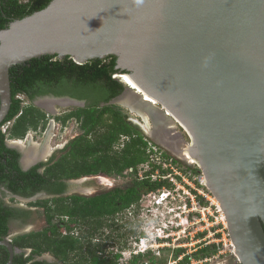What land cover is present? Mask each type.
<instances>
[{
  "label": "water",
  "instance_id": "obj_1",
  "mask_svg": "<svg viewBox=\"0 0 264 264\" xmlns=\"http://www.w3.org/2000/svg\"><path fill=\"white\" fill-rule=\"evenodd\" d=\"M112 55L131 71L119 76L136 89L126 86L125 96L147 94L186 130L189 141L178 137L225 214L239 264H264V0H53L0 31V125L12 106L13 66ZM52 100L60 99L36 106ZM1 245L12 261L11 242Z\"/></svg>",
  "mask_w": 264,
  "mask_h": 264
},
{
  "label": "trees",
  "instance_id": "obj_2",
  "mask_svg": "<svg viewBox=\"0 0 264 264\" xmlns=\"http://www.w3.org/2000/svg\"><path fill=\"white\" fill-rule=\"evenodd\" d=\"M52 1L0 0V31L8 29L13 21L45 9ZM116 66L115 55L86 64H77L69 57L43 56L10 69L12 106L0 125V187L4 186L12 194L24 198H32L42 190L54 195L51 199L29 203L32 207L46 209L48 226L43 231L14 239L18 247L31 249L34 255L51 252L65 264H118L120 255L113 252L101 255V252L106 253L108 241L92 245L91 238L97 239L108 227L120 229L123 221L117 220L118 215L138 204L144 194L165 185L151 180L150 176L156 169L153 166L144 179L138 178L133 187H117L91 197L61 196L68 180L94 175L126 177L130 169L137 175L138 167L150 159L148 141L143 132L127 120L117 105L107 104L124 91V86L114 78L118 71ZM21 95L30 104L24 105ZM46 95L69 96L78 100L92 98L94 101L85 108L56 116L63 124L75 118L83 133L71 140L64 153L44 172L39 171L41 165L24 171L19 164L21 154L9 148L7 140L23 139L30 130L37 131L47 126L49 115L34 104L37 97ZM104 120L109 124L103 125ZM12 121V127L4 132V124ZM123 137L126 138L123 148L116 150ZM175 162L182 164L176 159ZM12 200L15 201L14 198ZM14 211L0 196V240L9 236ZM57 219L59 222L54 223ZM83 226L87 232L83 230L77 234ZM83 234L87 235L82 240ZM121 238L123 241L124 237ZM219 247L216 244L202 248L196 257L214 255ZM138 260L136 258L135 263L146 264ZM1 263L3 261L0 260ZM186 263L187 259L180 262Z\"/></svg>",
  "mask_w": 264,
  "mask_h": 264
},
{
  "label": "rangeland",
  "instance_id": "obj_3",
  "mask_svg": "<svg viewBox=\"0 0 264 264\" xmlns=\"http://www.w3.org/2000/svg\"><path fill=\"white\" fill-rule=\"evenodd\" d=\"M20 98L23 100L24 105L30 104V101L25 96L21 95ZM139 100H141V98ZM122 104H123V100L120 101L119 103L120 106L118 107L122 110L123 114H125V116L129 118V120L136 122V123L141 122V124L144 122L143 124H145V120L143 121V119L140 118L138 113L133 112L131 110L132 108L131 109L127 108L126 106H124V104L123 105ZM155 107L158 108L157 104ZM76 108L77 107L74 105L72 106L68 105V106H62V107L56 106V114L57 116H60ZM42 111L51 116L50 113H47L44 110ZM134 111H137V109ZM138 112L140 113L142 111L139 109ZM150 119H151V114L149 113L147 114L146 121L149 120V123L151 125ZM171 121L172 122H167L169 123L168 127L169 128L172 127V129H168V132L170 130V133H171V134L169 133L168 135L170 137L172 136V138H174L175 136L182 135L184 138L187 139V134L183 133L185 131L181 129L180 125L178 123L176 124V122L173 120ZM157 122H159V119H156V124ZM104 124H109V121L104 120L103 125ZM161 131L163 132L162 134H164L166 130L160 129V132ZM174 131L178 132L179 134L176 135ZM82 133L83 131L80 128V124L75 119L71 118L65 124L62 125L59 121L55 120L54 116H51L47 123V126L44 129L40 127L37 131H33V130L29 131L28 133L29 137H27L29 140V145L26 143V141L20 142V144L24 147L23 149L27 153L30 152L35 147L38 148L37 151L41 152L47 146V148L50 149L51 152H47L46 154H44V157L46 158L45 160H48L50 155H54L55 157L61 156L63 154L61 152V149H63L72 139L81 135ZM143 134L146 140H148L155 148L157 147V153L155 151L156 149H151V151L153 152V154L151 155V159H149V161L146 164H142L138 167V170H137L138 174L137 175L135 173L133 174L130 171L131 174L128 173L126 177L118 176L114 178V177H108L105 175H98V176L91 177V178L89 177V179L85 180L84 183L82 182L80 183L81 184L80 187H87L89 189L88 191L84 192L85 194H87L88 196H95L103 192H108L111 189H114L117 187L118 188L119 187L126 188L128 186L133 187L135 182L138 180V178H140V176H144L146 171H150L151 169H153V166L156 167L157 157L161 158L162 161H165L163 159L164 157L165 159L167 158L170 159V157L177 158L175 157V155H173L171 152H168L162 146L154 143L146 135V133L143 132ZM125 141H126L125 137L121 138V140L117 144L116 150H121L123 148V144ZM176 142L177 140H175V143ZM181 142L182 141L178 142L180 143L179 148L184 147V144H182ZM9 143H12V141H10ZM185 148H189V146L185 145ZM178 160L184 165H186L184 166V170H185L184 173H188L192 177V179H190V182L193 186L192 188H194L192 192L193 198H195L194 209L193 211L189 213V222H188L189 224H185L184 226L177 227L176 229L171 231V233L173 232L175 234V235L172 234L173 235L172 238L174 240H172L169 243V247H165L161 249L160 256L156 255V257H154L155 262L154 263L151 262V264H180V262L185 261L186 259L188 260V263L186 264H239L236 258L237 256L232 251H230L231 250L230 249L231 240H230V237L228 236L229 232L227 228V222L225 220L226 225H224L222 221L220 220V216L215 213L216 207L214 208V205L211 206L212 201L214 203H218V201L212 194H209L211 192L207 188V184H206V187H203V185H201L200 183L201 181L206 180L203 172L201 171L200 165L196 161L195 163L190 164L188 162L180 160L179 158ZM178 164H173V167L176 169ZM194 169L200 170L201 172H197V171L195 172ZM168 172L170 171L169 170L166 171L165 175L168 174ZM153 174L154 176H156V169H155V173ZM193 180H196V181L194 182ZM200 193L202 194L205 193L208 199L204 197L203 195H201ZM41 199L36 198L34 201L41 200ZM6 201L9 202L10 204H15V203L19 204V206H23L24 208H31L29 204L30 202H27V201H23V200L13 201L12 199H9L8 197ZM150 204L151 203H149L148 201L147 205L149 206L150 209L153 210L152 206L150 207ZM42 211L43 210L38 211L40 213L33 215L34 217L32 219L31 225L25 226L26 228H24V230H20L18 228L17 229L12 228L13 236L17 237L23 234H28L29 232H38V231L44 230L48 226V224L45 221V217ZM131 212L134 215L133 210H131ZM147 214L148 213L145 210L143 214L141 213L139 215V217L140 218L142 217V220L146 221L147 216H148ZM183 216H184L183 218H185L186 214H184ZM127 219H128V216L123 217L122 215H120L119 217L118 215L117 220L123 221L122 223H120V226H121L120 229L116 230L112 228H106L100 233V236L103 233L104 235L106 234L107 236V238H104L103 240L108 241L107 243V245L109 246L108 251L110 252L114 251L116 253L117 250H120L121 247H125V246L131 247V249L137 248L138 246L137 243H139V241L137 242V240H139L141 236L142 225L141 224L137 225L133 221L127 220ZM217 219H219V221ZM58 220L59 219L55 221H58ZM86 230L87 228L83 226L82 230H78V232L79 231L85 232ZM149 231L153 232V230H149ZM100 236H98L97 239H100ZM121 236L124 237L123 241H122ZM223 236L225 237L224 242L226 243V245H222L223 242L221 240L223 239ZM218 243H220L218 253L216 252L214 255L208 254L209 257H205V256L196 257V254L202 248H205L210 245H216V244L218 245ZM182 255H184L182 259H179V257ZM148 259L150 260L151 258H148ZM148 259L146 258L139 259L138 262L146 263ZM152 260L153 258L150 261Z\"/></svg>",
  "mask_w": 264,
  "mask_h": 264
},
{
  "label": "flooded vegetation",
  "instance_id": "obj_4",
  "mask_svg": "<svg viewBox=\"0 0 264 264\" xmlns=\"http://www.w3.org/2000/svg\"><path fill=\"white\" fill-rule=\"evenodd\" d=\"M111 57V56H110ZM109 58V57H108ZM116 69L118 70L117 71V73L115 74V76H114V78L116 79V80H118L123 86H124V91L119 95V96H117L116 98H114V99H112L111 101H109V103H107V104H111V105H117V106H120L119 105V103H120V101H122L123 100V104H124V106H126L127 108L128 107H130L129 105H128V101L125 99V98H128V96H126L125 97V92H126V84L124 83V82H122V80L120 79V78H118V76H120V75H123V74H125V75H130L131 74V71H128V70H122V69H118L117 68V66H116ZM46 97H54V98H59L60 100H58V101H49V103H48V105H44L46 102H44V103H42V106L45 108V109H48V110H50V111H56V106H58V107H62V106H65V105H68V104H70V101H68V99H71V100H76V101H79V102H83L84 103V105L83 106H76L77 108H85V107H87V106H89L94 100L92 99V98H88V99H84V100H78V99H75V98H72V97H69V96H64V97H56V96H50V95H46V96H43V97H37L35 100H34V104L36 105V102L38 101V100H41V99H44V98H46ZM143 97V96H142ZM142 100H145V99H143V98H141V100H138L137 102H136V106H134V107H137V111H135V112H137L138 113V115L140 116V118H142V119H144L145 120V124H141V122L140 123H136V122H133V121H131V120H129V118H127V120L128 121H130L131 123H133L134 125H136L142 132H146V133H148V131L145 129H143V127L145 126V125H149V131H151V132H149L148 134H150V135H153V131L155 130V129H158V131H159V129H164V130H166L165 131V133H164V136L165 137H170L168 134L169 133H167V127H168V124L169 123H166L165 122V118H164V116H162V115H160L156 110H155V108H153V107H155L156 106V104H157V106L158 107H162L160 104H158L157 103V101L156 100H154L153 98H151L150 97V102H149V100H145V101H148L150 104H146V102L145 101H142ZM122 104V105H123ZM155 104V105H154ZM142 105H149V106H151L152 107V109L151 108H143L142 107ZM69 106H72V105H69ZM75 106V105H74ZM101 106H104V104H101ZM38 107V106H37ZM38 108H40V107H38ZM76 108V109H77ZM131 108V107H130ZM40 109H42V110H44V111H46L45 109H43V108H40ZM76 109H74V110H76ZM139 109L142 111V112H138L139 111ZM74 110H72V111H74ZM121 110V109H120ZM143 110L145 111V112H143ZM72 111H69V112H67V113H70V112H72ZM134 111V110H133ZM47 112V111H46ZM151 112H153V113H151ZM167 112V111H166ZM48 113V112H47ZM67 113H64V114H67ZM151 114V119H150V122H151V125H150V123H149V120H147L146 121V117H147V114ZM64 114H62V115H60V116H64ZM50 116V115H49ZM51 116H54L55 117V120H57L56 119V116H57V114L56 115H52L51 114ZM50 116V117H51ZM169 117H171V115H168ZM73 119H75V118H73ZM156 119H159V122H157V124H156ZM172 119H173V117H172ZM76 120V119H75ZM143 120V121H144ZM173 120H175V119H173ZM57 121H59L62 125H63V123H62V121L61 120H57ZM77 121V120H76ZM78 122V121H77ZM178 122H176V124H177ZM80 124V123H79ZM179 125H180V123H178ZM12 125H13V121L12 122H9V126L10 127H12ZM180 127H181V129L182 130H184L185 132H183V133H185V134H187L186 133V130L184 129V127H182L181 125H180ZM175 132V131H174ZM152 133V134H151ZM176 133V135H178L179 133L178 132H175ZM155 134V133H154ZM160 134H162V131L160 132ZM149 135V136H150ZM27 137H29V134H28V136H26L25 138H23L22 140L21 139H15V141H13L12 143H9V141H7V145H8V147L9 148H11V149H15V150H17L20 154H21V157H20V160H19V164H20V167L24 170V171H28V170H30V169H32L33 167H35V166H39V165H41V168H40V172H44L45 171V169L49 166V165H51L52 163H54L59 157H55L54 155H50L49 156V159L48 160H45L46 158L44 157V154H46L47 152H51V150L50 149H48L47 148V146L45 147V149L44 150H42L41 152H39V151H37L38 150V148L37 147H35V148H33L30 152H26L23 148V146L20 144V142H23V141H26V143L29 145V140H28V138ZM154 137H156L155 135H154ZM76 138V137H75ZM173 141H175V140H177V142H180L181 140H180V137H178V136H175L174 138H172V137H170ZM177 138V139H176ZM186 139V138H185ZM73 140V139H72ZM180 140V141H179ZM186 140H188L189 141V138H188V135H187V139ZM70 143V142H69ZM68 143V144H69ZM154 143H156L155 141H154ZM182 144H183V142H181ZM67 144V145H68ZM157 145H160V144H158V143H156ZM66 145V146H67ZM66 146L63 148V149H61V152L62 153H64V150H65V148H66ZM32 154H35L36 155V158L37 159H35V161H33L31 164H29V165H27L26 163H25V160H26V158L27 157H29L30 155H32ZM96 176H98V175H96ZM89 177L91 178V177H95V175L94 176H88V177H83V178H81V179H76V180H82V183H84V181L85 180H88L89 179ZM69 181H71V180H68V181H66L65 183H66V185H67V187L65 188V190H64V193L61 195V196H65V197H67V196H72V195H79V196H84V197H91V196H88L87 194H85L84 192H86V191H88L89 189L87 188V187H80L81 186V182L79 183V184H77V186L76 185H74V186H72V185H70L69 184ZM72 189L74 190V191H72ZM0 196L1 197H3L4 198V200H5V202H6V204L10 207V208H13L15 211V217L11 220V223H10V233H9V236L8 237H6V238H4V239H1L0 240V242H2V241H4V240H8L9 242H11V244H12V246L14 247V249H15V252H14V255H13V260L11 261V253H10V251H9V249H8V247L7 246H4V245H1L0 246V260L1 261H3V263H1V264H37V263H41V264H65L64 262H62L55 254H53V253H51V252H47V253H43V254H41V255H34L33 253H32V250L31 249H24V248H20V247H18L16 244H15V242H14V239L16 238V237H14L13 236V233H12V231H13V229H20V230H24V228H26L25 226H27V225H31V222H32V219H33V215L34 214H38V213H40V212H38V211H41V210H43L42 211V213L44 214V217H45V221H46V223L48 224V222H47V217H46V209H44V208H41V207H32L31 206V208H24L23 206H19V204H10L9 202H7L6 201V199H7V197L9 198V199H15V201L17 200V201H19V200H21V198H24V197H21V196H19V195H14V194H12L11 192H9L4 186H2V187H0ZM54 197V195L53 194H51V193H48L46 190H42V191H40L39 193H36L32 198H29V199H33V198H42L41 200H45V199H51V198H53ZM38 201V200H37ZM32 202H34V201H32ZM127 211V210H126ZM126 211L125 212H123V213H121V215L124 217L126 214ZM119 217H120V215H119ZM57 222H59V220L58 221H54V223H57ZM61 227V226H60ZM13 228V229H12ZM62 228V227H61ZM109 228V227H108ZM41 231H43V230H41ZM39 232V231H38ZM81 232L82 231H77V234H81ZM85 232H87V230L85 231ZM30 233H32V232H29L28 234H30ZM24 235V234H23ZM87 234H83V236H82V240H83V238L86 236ZM21 236V235H20ZM18 237V236H17ZM104 238H107V236H106V234L104 235V233L100 236V239H96V238H94V236L91 238V243H92V245H99L100 243H101V241H104L103 239ZM106 242H107V240H106ZM109 250V246H107V249H106V253H103V252H101V255H108L109 253H110V251H108ZM148 264H151V262L149 261V263Z\"/></svg>",
  "mask_w": 264,
  "mask_h": 264
},
{
  "label": "built area",
  "instance_id": "obj_5",
  "mask_svg": "<svg viewBox=\"0 0 264 264\" xmlns=\"http://www.w3.org/2000/svg\"><path fill=\"white\" fill-rule=\"evenodd\" d=\"M8 127L9 124L4 126L3 131L7 132ZM151 149H156L155 151L157 153V147L155 148L149 143L148 153L150 154V159L153 154ZM163 159L165 161H162L159 157L156 158V176L152 173L150 177L151 180L163 182L165 185L156 191L144 194L139 203L132 205L125 213V216H128L127 220H131L137 225H142V232L139 240H137V242L139 241V243H137V248L131 249V247H129L123 252L124 259L121 260V264H128L129 261L139 253L145 255L150 252L151 256H160L161 249L169 247V243L174 240L172 236L175 234L173 232L171 233V231L177 227L189 224V213L193 211L195 204V198H193L192 195L194 188H192L193 186L190 182L192 177L188 173H184V166L186 165L175 162V159L178 160V158L170 157V159H165L164 157ZM173 164H178L176 169L173 167ZM168 170L170 172L165 175V172ZM129 171L133 172V169H130ZM147 172L149 171H146L144 176H140V179H144ZM193 181L195 182L196 180ZM200 183L203 187H206L205 180ZM200 194L206 197L205 193ZM148 201L151 203L150 207L152 206L153 210L147 205ZM218 203L212 201L211 206L214 205V208L216 207L215 213L220 216V220L226 225L225 214ZM131 210H133L134 215ZM145 210L148 213L146 221L142 220V217H139V215L141 213L143 214ZM184 214H186L185 218H183ZM217 220L219 221V219ZM149 230H153V232ZM228 236L230 237L229 233ZM224 238L225 237L223 236V239L221 240L223 242L222 245H226ZM218 245L220 246V243H218ZM230 249V251L234 253L235 250L232 240ZM183 256L184 255L180 256L179 259H182Z\"/></svg>",
  "mask_w": 264,
  "mask_h": 264
},
{
  "label": "bare ground",
  "instance_id": "obj_6",
  "mask_svg": "<svg viewBox=\"0 0 264 264\" xmlns=\"http://www.w3.org/2000/svg\"><path fill=\"white\" fill-rule=\"evenodd\" d=\"M119 77V76H118ZM121 79V78H120ZM122 82H124L127 86H130V85H128L123 79H122ZM130 88H132V89H134L133 87H131L130 86ZM134 90H136V89H134ZM138 93H141L142 94V98L143 99H145V100H149V102H150V96H148L147 94H144V93H142V92H140V91H137ZM129 96V95H128ZM127 101H128V105L132 108V110H136L137 109V107H134V106H136V102L139 100V99H135V98H133V97H131V96H129L128 98H125ZM154 99V98H153ZM145 100H142V101H145ZM155 100V99H154ZM146 102V104H150L148 101H145ZM48 103H49V101H46V103L44 104V105H48ZM50 104V103H49ZM151 105V104H150ZM155 105V104H154ZM143 108L145 107V108H152V107H150V106H146V105H143L142 106ZM155 108V110L160 114V111H158V109L156 108V107H154ZM138 110V109H137ZM143 112H145L144 110H143ZM167 116L168 115H171L169 112H166L165 113ZM161 115V114H160ZM166 115H164L165 117H166ZM163 116V115H162ZM164 117V118H165ZM148 119V118H147ZM165 122L167 123L168 121H167V119L165 120ZM144 129H146L147 131H148V133L149 132H151V131H149V125H145L144 126ZM167 129H172V127L171 128H169V127H167ZM168 131V130H167ZM154 133H153V136L155 135L157 138H159V140L160 141H162L166 146H168V148H170L171 150H173L174 151V153L176 154V155H178L180 158H182L183 160H188V162H190V163H195V159H194V157H193V155H192V152H191V149L190 148H185V147H181V148H179V145H180V143H178V142H176L175 143V141H172V139L169 137H165L164 136V134H160V129H159V131H158V129H155L154 131H153ZM163 133V132H162ZM152 134V133H151ZM171 134V133H170ZM172 137V136H171ZM177 139V138H176ZM185 146V145H184ZM32 152V151H31ZM35 159H37L36 158V155L35 154H32V155H30L29 157H27L26 158V160H25V163L27 164V165H29V164H31L33 161H35ZM205 183L207 184V180H205Z\"/></svg>",
  "mask_w": 264,
  "mask_h": 264
},
{
  "label": "clouds",
  "instance_id": "obj_7",
  "mask_svg": "<svg viewBox=\"0 0 264 264\" xmlns=\"http://www.w3.org/2000/svg\"><path fill=\"white\" fill-rule=\"evenodd\" d=\"M50 117V116H49ZM9 124V122L8 123H6V124H4V126H6V125H8ZM3 126V127H4ZM2 127V128H3ZM9 128H11L10 126L8 127V130H9ZM8 130H7V132H8ZM28 135V134H27ZM22 140V139H21ZM7 141H15V139H8ZM148 141V140H147ZM149 141H148V146H149ZM29 199V198H28ZM31 203V202H30ZM129 247L128 246H125V247H121L120 248V250H117V252L115 253L114 251H112L113 253H115V254H118V255H120V258H119V261H118V264H121V260L122 259H124V256H123V252L125 251V250H127ZM234 254H235V251H234ZM236 255V254H235ZM154 257H156V256H151L150 255V252L148 253V254H143V253H139L138 255H136V256H134L130 261H129V263L128 264H136L135 263V259L136 258H138V259H144V258H146V259H148V258H153L154 259ZM237 258V257H236ZM150 259V260H151ZM149 259L146 261V264H148L149 263V261H150ZM151 262V261H150Z\"/></svg>",
  "mask_w": 264,
  "mask_h": 264
}]
</instances>
